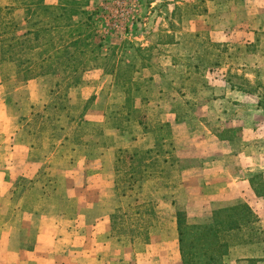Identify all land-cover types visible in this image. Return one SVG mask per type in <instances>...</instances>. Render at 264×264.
I'll return each mask as SVG.
<instances>
[{
	"label": "crops",
	"instance_id": "crops-1",
	"mask_svg": "<svg viewBox=\"0 0 264 264\" xmlns=\"http://www.w3.org/2000/svg\"><path fill=\"white\" fill-rule=\"evenodd\" d=\"M51 1L50 4L56 2ZM179 2L196 10L194 16L182 19L190 39L204 37L215 46H225L227 52L237 45L243 48L247 58L253 56L264 62V0ZM6 5V0H0V7ZM252 48L255 50L251 54ZM11 65L0 64V264H183L179 215L183 216L186 225L209 224L215 210L237 204L247 206L255 221L227 235L228 249L222 264H264V199L254 193L250 184L256 175L264 183V110L261 109L260 93L247 92L228 80H215L211 107L220 108L229 103L242 108L229 118V126L220 132L204 125L205 115L196 121L195 129L190 126L191 117L180 119L177 111L164 110L157 118L170 129L169 139L161 145L169 149L162 160L164 167L149 164L136 193L118 196L115 192L118 204L114 211L108 205L114 198L107 190L108 183L104 187L106 193L100 191L96 195L98 206L91 208L88 201L85 203L79 212L83 215L82 221L78 223L70 217L77 211L74 207L67 213V220L63 219L64 213L57 206L45 213V208L43 210L37 202L36 192L20 186L27 182L32 185L42 167L40 161L29 159L33 157L32 149L18 137L22 131L20 120L30 117L42 98L43 82L39 78L17 82L12 90L5 83L7 67ZM253 68L264 69V64ZM100 70H94L98 76L93 79L103 75ZM249 81L243 80L242 86L250 85ZM88 90L86 86L71 89L69 96L79 97V101L94 99L98 92L87 94ZM96 109V105H92L87 111V121H103V114ZM137 129L140 139H135L130 146L119 147L118 139L122 134L115 131V139L104 148L87 141L74 146L76 152L79 151L76 149L88 151L87 154L77 153L75 162L81 161L84 166L100 163V167L106 165L107 168L115 161L113 157L109 158V153L113 156L127 149L154 150L156 137L139 124ZM221 132L224 133L222 139L219 138ZM166 166L171 168L168 175L162 172ZM106 180L107 177L100 180V184H106ZM112 182L110 180L111 187ZM145 187L155 189L145 193ZM82 195L88 200L94 196L88 192ZM16 196L19 214L13 221L10 218L11 200ZM54 202L60 201L55 199ZM125 202L128 203L121 204ZM128 205H141L146 212L141 211L140 215L132 212L124 230L120 231L117 225L113 230L111 216L120 207ZM92 214L94 217H90Z\"/></svg>",
	"mask_w": 264,
	"mask_h": 264
},
{
	"label": "rangeland",
	"instance_id": "rangeland-1",
	"mask_svg": "<svg viewBox=\"0 0 264 264\" xmlns=\"http://www.w3.org/2000/svg\"><path fill=\"white\" fill-rule=\"evenodd\" d=\"M6 1L8 5L0 8L20 4V0ZM54 1L56 2L50 4L51 0H44V4L56 6L58 0ZM179 1L90 0L85 10L94 14L91 30L98 36L94 43H97L99 38L103 45L98 59L94 62L89 61L92 68L76 72L71 77L67 73H61L60 76L38 77L43 82L41 94L37 89L42 98L31 116L20 120L22 131L18 138L32 149L30 150L33 157L29 159L40 161L42 167L34 182H31L32 185L27 182L20 186L36 192L37 202L41 203L39 206L43 210L45 208L47 211L45 213H49L57 206L60 212L64 213L63 219L67 220L69 215L67 213L72 212L74 207L77 211L70 217L79 223L83 216H80L79 212L80 210L82 212L85 203L88 201L91 208H94V205L98 206L96 195L100 191L106 193L104 187L108 183L107 190L114 196L113 202L108 204L112 211L118 204L115 200L118 191L125 192L127 196L140 190L138 184L130 188L131 174L127 173L130 162L127 158L121 163L118 171L117 152H114L113 156L109 153V158L113 157L115 160L113 166L110 160L107 168L105 164V167L103 165L100 167V163L94 162L84 166L81 161L75 162V157L77 153L87 154L88 151L76 149L79 150L76 152L74 150L76 145H82L87 141L102 145L104 148L106 143L115 139V132H119L122 134L118 139L119 147L130 146L135 139H140L137 131L138 120L143 118L147 121H158V116L166 109L177 111L180 119L191 117L190 126L195 129L198 125L196 121L205 115L206 123L203 124L220 132L222 128L229 126L228 123L231 122L229 118L234 117L242 108L229 103L224 107L220 105V108L211 107L212 92L215 88L213 84L219 79L260 93L261 109L264 110V69L253 68L258 64L262 66L264 62L253 56L247 58L243 54V48L237 45L230 47L227 52L225 46H215L204 37L190 39L188 37L190 33L184 31L186 26L182 19L194 16L196 10L193 7H185ZM199 9L201 10L200 7ZM23 16L24 11L20 8L14 9L10 15L17 22V34L24 32ZM254 50L255 48L251 49V54ZM96 65L98 67H95ZM11 66L7 67L9 69L6 71L8 75L5 83L14 90L17 82L26 81H21L14 65ZM98 69H101L103 75L95 80L93 76L98 75L94 70ZM74 77L79 79L77 85L68 88V85L74 82ZM243 80L245 83L250 80V85L242 86ZM129 82L136 85L131 86ZM84 86L89 89L87 94L98 92L97 96L88 101H79V97L69 96L71 89H80ZM61 105L64 106L63 110L58 109ZM92 105H96V111L103 114L101 123L86 120L85 116ZM220 110L224 112L216 113ZM222 132L220 134H223ZM167 151L169 152L168 148L161 149L155 162L157 167H164L162 160L166 157ZM168 169L171 170L166 166L162 172L168 175ZM144 171V168H141L139 176H145ZM104 176L107 177L106 184H100ZM110 180L113 181V187L110 186ZM117 185L119 190L116 188ZM155 187H145V193L154 191ZM84 192L92 193L94 196L88 200L83 198ZM45 199L47 200L44 201ZM55 199L60 202H54ZM11 201L10 218L15 221L19 214L18 208L16 210L18 196ZM126 203L128 202L121 204ZM128 207L129 205L120 207L123 210L122 214ZM130 219L126 217L127 224L119 221L117 227L120 231L128 226Z\"/></svg>",
	"mask_w": 264,
	"mask_h": 264
},
{
	"label": "trees",
	"instance_id": "trees-1",
	"mask_svg": "<svg viewBox=\"0 0 264 264\" xmlns=\"http://www.w3.org/2000/svg\"><path fill=\"white\" fill-rule=\"evenodd\" d=\"M89 1L58 0L56 6H48L44 4V0H20L19 5L0 8V64H13L21 81L49 75L60 76L61 73H67L71 77L76 72L92 68L89 61L98 59L103 45L99 38L98 42L94 43V39L98 37L95 31L91 30L94 14L85 10ZM17 8L24 11V32L18 34L17 22L10 17ZM78 80L74 77V82L68 85V88L75 87ZM129 84L136 85L133 82ZM58 109L63 110L64 106L61 105ZM138 124L156 137V148L147 152L117 153V171L126 158L130 162L127 172L131 174L130 188L142 179L138 174L141 173V168L145 170L149 164L152 165L158 160L161 145L170 137L168 125L143 118L138 120ZM223 135L220 134L219 138L222 139ZM250 184L254 193L264 199V183L258 175L252 177ZM116 188L119 190V185ZM118 196H125V192L118 191ZM142 208L141 205H129L124 214L120 208L116 210L111 216L113 230L119 221L124 224L125 217H131L132 212L136 215H140L141 211L146 212ZM254 221V216L244 204L215 210L209 224L186 225L183 216L179 215L178 233L183 264H222L228 249L227 235L250 226Z\"/></svg>",
	"mask_w": 264,
	"mask_h": 264
}]
</instances>
